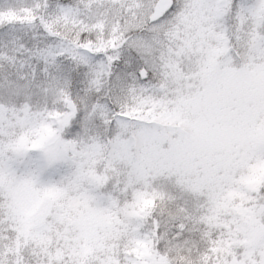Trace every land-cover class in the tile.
<instances>
[{
    "label": "snow or ice",
    "instance_id": "snow-or-ice-1",
    "mask_svg": "<svg viewBox=\"0 0 264 264\" xmlns=\"http://www.w3.org/2000/svg\"><path fill=\"white\" fill-rule=\"evenodd\" d=\"M0 264H264V0H0Z\"/></svg>",
    "mask_w": 264,
    "mask_h": 264
}]
</instances>
